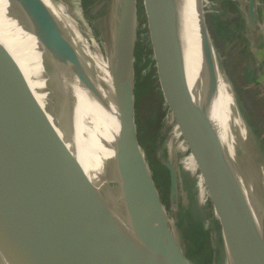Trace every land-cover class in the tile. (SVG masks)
<instances>
[{
	"label": "water",
	"instance_id": "1",
	"mask_svg": "<svg viewBox=\"0 0 264 264\" xmlns=\"http://www.w3.org/2000/svg\"><path fill=\"white\" fill-rule=\"evenodd\" d=\"M198 3V0L195 1L200 18L197 51H194L187 15L189 0H175L172 17L182 32L183 54L180 56L182 62L184 56L197 98L195 105L173 92L163 62L164 72L185 115L184 125L188 129L201 170L221 217V229L242 264H264V223L230 150L215 126L204 47L208 37L203 23L202 4ZM132 5L134 8V0L128 2L129 7ZM247 9L246 36L250 39L251 46L255 47L254 51L249 50L251 67L254 60L258 62L257 54L264 43V33L261 30L264 28V18L258 16L256 0H249ZM151 18L160 48L161 41L152 15ZM1 52L5 51L0 50V133L25 138L39 145L42 150L38 158V185L19 159L13 156L7 158L0 151V159L6 161L4 162L12 170L11 178L17 181V172L9 166L12 164L11 159L15 161L25 179L30 201L90 264H188L170 231L166 211L142 151L128 127L118 121L117 148L131 180L150 196L148 202L132 199L120 189L85 133L58 97L47 87L30 79L10 57L3 56ZM107 52L110 57V49ZM132 64L133 55L131 71ZM255 81L264 86L259 79ZM132 91L131 83V96ZM131 106L133 100L130 101V108ZM237 113L248 136L247 141L252 140L253 143L242 115ZM131 119L133 122L132 112ZM244 155L251 169L256 167L264 173V165L258 159L257 152L253 150L252 154L246 152ZM165 165L175 184L174 169L169 164ZM254 174L256 175L255 171ZM177 186L176 183L175 193ZM138 215L145 217L149 232L141 226ZM27 236L32 237L39 255V232L32 231ZM22 244L19 241L6 249L3 247L0 250V261L5 264H34L33 259L30 262L29 252L24 250ZM1 245L2 243L0 248ZM51 245V249H54L53 244ZM62 260L64 264H71L70 261L67 263Z\"/></svg>",
	"mask_w": 264,
	"mask_h": 264
},
{
	"label": "bare ground",
	"instance_id": "2",
	"mask_svg": "<svg viewBox=\"0 0 264 264\" xmlns=\"http://www.w3.org/2000/svg\"><path fill=\"white\" fill-rule=\"evenodd\" d=\"M60 1L0 0V50L5 51L1 54L10 57L30 79L47 87L58 97L120 189L132 199L148 202L150 196L129 177L116 142L119 120L135 136L131 119L133 106L130 108V101L133 100V70L130 64L136 40L133 5L128 6L130 0H112L108 12L109 29L100 35L103 36L100 42L91 30L81 1L67 0L73 9L74 22L64 17ZM195 1L189 0L187 15L194 51H197L200 18ZM198 1L200 4L201 0ZM147 6L161 41L162 58L171 85L178 96L195 105L197 98L184 56L183 62L180 56L183 50L182 32L172 18L175 0H147ZM109 49L110 57L107 55ZM216 77L218 79V75ZM208 81L217 132L230 150L264 223V173L253 166L251 169L244 155L246 152L252 154L253 150L257 152V143L253 137L255 146L252 140L247 141L237 107L231 108L220 89L219 94L216 93L209 74ZM0 151L7 158L13 156L19 159L37 184L38 158L42 151L39 145L22 137L0 133ZM4 161L0 159V250L20 241L34 264H64L62 259L71 264H90L30 201L25 179L15 161L11 159L9 166L17 172V181L11 178L12 170ZM137 217L141 226L149 232L145 217ZM36 230L41 241L40 257L32 237L27 236ZM220 237V264H242L221 228ZM51 244L54 249H51ZM0 264L5 263L0 261Z\"/></svg>",
	"mask_w": 264,
	"mask_h": 264
},
{
	"label": "rangeland",
	"instance_id": "3",
	"mask_svg": "<svg viewBox=\"0 0 264 264\" xmlns=\"http://www.w3.org/2000/svg\"><path fill=\"white\" fill-rule=\"evenodd\" d=\"M80 1L92 32L102 42L100 35L109 29L108 12L112 0ZM248 1L201 0L208 37L204 47L212 86L218 94L220 89L231 108L237 107L257 143V156L264 165V95L249 79V50L254 51L255 47L246 36ZM59 7L64 17L74 22L73 9L67 0H61ZM134 8L136 40L132 93L136 142L166 211L170 231L187 263L220 264L221 217L184 125L185 115L178 97L172 85L175 94L169 87L146 0H134ZM258 16L262 17V11H258ZM261 30L264 33V28ZM165 163L175 171V184Z\"/></svg>",
	"mask_w": 264,
	"mask_h": 264
},
{
	"label": "crops",
	"instance_id": "4",
	"mask_svg": "<svg viewBox=\"0 0 264 264\" xmlns=\"http://www.w3.org/2000/svg\"><path fill=\"white\" fill-rule=\"evenodd\" d=\"M259 2V3H258ZM257 10L262 11V16L264 18V0H256ZM261 13V12H260ZM262 24V22L260 21ZM263 37V36H262ZM264 38V37H263ZM258 62L253 61L249 70V79L252 84H254L258 90L264 95V86L259 85L255 79H259L264 85V43L262 49L257 54Z\"/></svg>",
	"mask_w": 264,
	"mask_h": 264
}]
</instances>
